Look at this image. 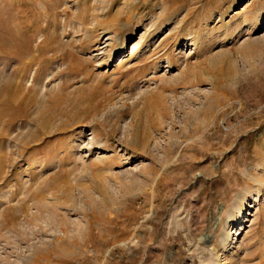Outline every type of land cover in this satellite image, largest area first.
Segmentation results:
<instances>
[{
  "label": "rangeland",
  "instance_id": "obj_1",
  "mask_svg": "<svg viewBox=\"0 0 264 264\" xmlns=\"http://www.w3.org/2000/svg\"><path fill=\"white\" fill-rule=\"evenodd\" d=\"M0 264H264V0H0Z\"/></svg>",
  "mask_w": 264,
  "mask_h": 264
}]
</instances>
